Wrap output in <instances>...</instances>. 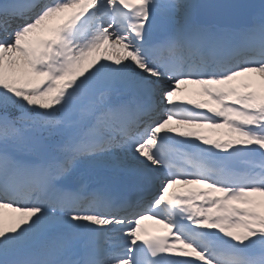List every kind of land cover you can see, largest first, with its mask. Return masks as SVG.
Here are the masks:
<instances>
[{
  "label": "snow or ice",
  "instance_id": "6c2138e0",
  "mask_svg": "<svg viewBox=\"0 0 264 264\" xmlns=\"http://www.w3.org/2000/svg\"><path fill=\"white\" fill-rule=\"evenodd\" d=\"M0 264H264V0H0Z\"/></svg>",
  "mask_w": 264,
  "mask_h": 264
}]
</instances>
